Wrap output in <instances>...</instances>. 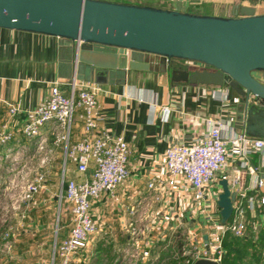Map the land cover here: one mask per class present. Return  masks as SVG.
<instances>
[{
	"label": "crops",
	"instance_id": "crops-1",
	"mask_svg": "<svg viewBox=\"0 0 264 264\" xmlns=\"http://www.w3.org/2000/svg\"><path fill=\"white\" fill-rule=\"evenodd\" d=\"M111 1L174 10L186 9L196 14H201L199 12L210 5L215 12L220 8L233 12L230 2L219 8L212 4L215 0H152L149 3L141 0ZM212 15L226 16L215 13ZM73 47L71 43L58 38L0 29V127L10 119L8 104H18L25 110H33L48 97L54 83L67 82L64 77L68 76L67 62L71 58L69 50ZM99 86L102 89L99 96V111L103 119L101 129L122 137L131 150L128 160L129 180L117 190L114 198L102 195L93 203L92 213L99 231L103 233L101 239H112L118 250L120 248L124 251L126 246L118 244L122 243L124 237L130 245L137 241L138 246L140 239L154 238L153 232L156 230L157 233L171 230L172 228L166 227L169 224L171 226V223H177L176 226L187 223L194 229L197 228V223L204 225V215L197 213L193 192L168 185L165 154L173 145L190 143L202 137L208 131L207 120L224 119L234 130L240 102L236 94L227 90L184 84L163 87L143 72H130L123 78L109 76L108 83ZM220 95L223 100L219 99ZM80 116L81 112H78L71 136L73 144L83 138ZM59 134L61 132L53 124L44 127L41 134L47 140L46 154L43 155L50 157L46 167L49 180L47 179L46 187L41 192L42 196L40 195L48 199L44 204L50 203L49 198L53 199L52 204L57 203L56 197L61 193L63 181L82 182L89 176L78 173L72 162H65L64 143L55 145ZM36 141H27L20 132L17 134V140L11 146V155L21 157L16 166L29 165L30 159L34 158L39 160V171L43 170L41 156L35 155ZM6 154L7 151L3 150L1 158ZM248 162L264 179V163L261 158L254 156ZM10 166L9 161H0V173L7 176ZM243 168V163L236 160L227 174L231 177L230 189L237 194L236 201H242L246 206L249 198L264 197V188H253V178L247 176V196L242 198V190L234 180ZM57 181L58 189L55 187ZM154 181L163 182V188L150 190L149 184ZM8 185L11 186L10 181ZM209 208L211 212L219 209L215 205ZM247 223L253 236L264 233V208L257 207L255 211L248 212ZM132 229L138 231L137 237L131 236ZM60 235L62 241L69 233L62 232Z\"/></svg>",
	"mask_w": 264,
	"mask_h": 264
},
{
	"label": "water",
	"instance_id": "water-1",
	"mask_svg": "<svg viewBox=\"0 0 264 264\" xmlns=\"http://www.w3.org/2000/svg\"><path fill=\"white\" fill-rule=\"evenodd\" d=\"M231 1L233 14L217 16L111 0H0V29L71 43L67 82L99 86L143 72L163 87L232 91L240 100L234 130L264 139V109L254 104L264 102V14L257 13L264 0ZM220 186L225 225L237 194L226 180Z\"/></svg>",
	"mask_w": 264,
	"mask_h": 264
},
{
	"label": "built area",
	"instance_id": "built-area-1",
	"mask_svg": "<svg viewBox=\"0 0 264 264\" xmlns=\"http://www.w3.org/2000/svg\"><path fill=\"white\" fill-rule=\"evenodd\" d=\"M101 92L98 85L78 81L54 83L48 97L33 110H25L18 104H8L10 119L0 130V161H9V172L12 173L17 170L16 165L21 158L11 155V146L17 140V134L20 132L27 141L37 140L35 155L41 156L43 170L36 172L34 180L24 187L23 201H32L46 187L49 175L46 167L50 157L43 155L46 154L47 140L41 134L49 124L55 125L61 132L55 145L64 143L65 162L75 164L78 173L89 174L82 182L63 181L61 195L56 197L60 206L63 202L69 205L72 226L68 237L56 244L54 249L53 259L55 262L58 260L59 264H72L80 250L99 233V225L92 213L93 203L102 195L114 198L117 190L130 178L128 160L131 150L128 143L122 137L101 129ZM222 97L220 95L219 99L223 100ZM254 104L264 109V102L254 100ZM78 112H81L83 122V138L73 144L71 136ZM206 122L208 131L202 137L190 143L173 145L166 150L167 183L171 187L193 192L197 213L204 215L200 240L196 236L191 237L200 245L196 250V261L205 259L224 264L226 235L245 238L248 232V212L255 211L257 207L264 208V197H251L246 206L242 201H235L233 215L225 225L221 224L220 210L211 212L209 207L215 205L218 208V198L222 193L220 182L226 180L229 183L231 177L227 172L236 160H240L244 166L234 180L242 190V198L247 196V176L253 178V188H264V179L248 162L251 157L259 156L264 163V139L251 138L243 132L237 133L224 119ZM3 150L7 154L1 158ZM22 174L25 175L22 180L26 182L27 173ZM163 186V182L154 181L149 184V189H161ZM203 230L208 232L209 250H206ZM130 232L131 236H138L137 230L132 229ZM145 256H149V250L145 251Z\"/></svg>",
	"mask_w": 264,
	"mask_h": 264
},
{
	"label": "rangeland",
	"instance_id": "rangeland-1",
	"mask_svg": "<svg viewBox=\"0 0 264 264\" xmlns=\"http://www.w3.org/2000/svg\"><path fill=\"white\" fill-rule=\"evenodd\" d=\"M141 1L149 3L152 0ZM229 2L231 4L232 1L215 0L212 4L220 8ZM257 6V13L264 14V4ZM199 13L231 15V12L225 11L222 8L215 12L212 5L205 6ZM30 161L29 165L16 166L17 170L15 173L10 172L7 176H3L0 173V264H54L53 252L56 244L58 245L61 242L60 234L62 232H67L68 234L71 231V213L67 203L63 202L60 206L59 200H57V203L52 204L51 201L53 202V199L49 198L50 203L44 204V201H48V199L44 198L45 196L41 197V193L34 196L32 201H23L22 194L24 187L28 182L34 180L35 173L39 171V167L37 166L39 160L31 158ZM35 166L38 168H35ZM27 170H31V172ZM23 172L27 173L26 182L22 180V177L25 176L22 174ZM9 181L13 184V188L8 185ZM57 185L58 181L55 183V187L58 189ZM54 193L57 194V191ZM176 225L177 223H171V226L170 224L167 225V228H172L168 231L157 233L158 231L156 230L153 232L154 238L151 240L148 238L144 240L140 239L138 246L136 245L137 241H135L134 244H131L123 252H120L123 255L122 264H147L151 261L150 264H155L158 260L157 257L151 259V256H145L146 248L150 250L152 242L161 243L167 250H171L174 246L180 247V244H183V256L190 257V260L195 263L196 250L200 248V245L191 237L196 236L200 240V229L203 228V225L197 223L196 229L190 227L187 223ZM252 233V230H248L246 237L249 240L238 241V244L243 248L242 250L249 255L251 254V256L253 254L258 255L260 250L258 244L256 248L251 247L253 243L257 242L259 235L255 234L253 236ZM102 234L99 231L94 238L90 239L87 246L75 256L72 264H93V261L97 258V247L103 241L101 239L103 237ZM176 234H179V237L176 238L177 241L174 238ZM250 241L253 242L252 245ZM172 252L174 251L171 250L170 254ZM262 252L264 253L261 249ZM262 257V264H264V255ZM188 263V260L180 262V264ZM55 264H59V261L57 260Z\"/></svg>",
	"mask_w": 264,
	"mask_h": 264
},
{
	"label": "trees",
	"instance_id": "trees-1",
	"mask_svg": "<svg viewBox=\"0 0 264 264\" xmlns=\"http://www.w3.org/2000/svg\"><path fill=\"white\" fill-rule=\"evenodd\" d=\"M179 234H176L174 236L175 240L177 241V237ZM174 240V241H175ZM240 240H249L248 237H245L243 239L235 238L231 234H227L224 239V248L226 250V258L224 260V264H262L264 253H261V249L264 251V233H261L258 235L257 242L253 243L250 241V244L253 245L251 247L256 248L257 244L260 247L259 254H251L245 253L241 248V245L238 244V241ZM121 247L126 246L129 247L130 242L126 237L123 238L122 243H118ZM119 246V247H120ZM183 244H180V247H172V252L170 254L171 250H167L164 248V246L159 243L155 242L151 245V249L149 250V256H151V259H155L156 257L158 260L155 264H180V262H186L189 261L188 264H194L190 257L183 256L184 252L182 251ZM117 248V249H116ZM120 249V248H119ZM147 249V248H146ZM121 250H118V247L116 245V242L112 239H103L102 242L99 243L96 251V259L93 261V264H122V256L120 252H123ZM125 250V249H124ZM120 256V258H119ZM250 256V258H249ZM119 258V260H117ZM152 262V261H151ZM151 262L147 263L150 264Z\"/></svg>",
	"mask_w": 264,
	"mask_h": 264
},
{
	"label": "bare ground",
	"instance_id": "bare-ground-1",
	"mask_svg": "<svg viewBox=\"0 0 264 264\" xmlns=\"http://www.w3.org/2000/svg\"><path fill=\"white\" fill-rule=\"evenodd\" d=\"M262 80H264V78L260 77Z\"/></svg>",
	"mask_w": 264,
	"mask_h": 264
},
{
	"label": "flooded vegetation",
	"instance_id": "flooded-vegetation-1",
	"mask_svg": "<svg viewBox=\"0 0 264 264\" xmlns=\"http://www.w3.org/2000/svg\"><path fill=\"white\" fill-rule=\"evenodd\" d=\"M233 13H231V15H232Z\"/></svg>",
	"mask_w": 264,
	"mask_h": 264
}]
</instances>
